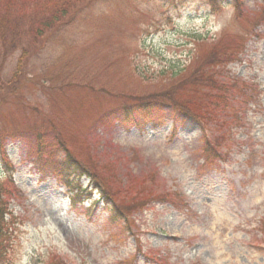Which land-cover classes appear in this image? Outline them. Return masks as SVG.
Wrapping results in <instances>:
<instances>
[{
    "label": "rangeland",
    "instance_id": "1",
    "mask_svg": "<svg viewBox=\"0 0 264 264\" xmlns=\"http://www.w3.org/2000/svg\"><path fill=\"white\" fill-rule=\"evenodd\" d=\"M16 1L0 29L12 38L0 44L10 264H264V0H238L240 14L235 0L212 13L200 0L176 12L168 0ZM55 5L63 19L35 39ZM169 97L189 114L167 104L140 129L99 122ZM61 143L97 178L91 203L70 205L40 172L35 152L52 146L56 163ZM102 196L125 216L111 224Z\"/></svg>",
    "mask_w": 264,
    "mask_h": 264
},
{
    "label": "trees",
    "instance_id": "2",
    "mask_svg": "<svg viewBox=\"0 0 264 264\" xmlns=\"http://www.w3.org/2000/svg\"><path fill=\"white\" fill-rule=\"evenodd\" d=\"M159 1V0H158ZM190 0H168L167 2L163 3L162 6L168 7L171 9V11L176 12L178 5H185L188 3ZM204 6L208 7L212 12H216L217 8V3L215 0H200ZM161 2V1H160ZM21 2H18L16 0H0V29L3 24L2 21H4V15L3 14H12L14 13L15 10L18 9ZM240 7L241 3L238 0H235V5H234V11L238 14H240ZM64 7L62 8L58 6H54V12L52 16L40 20H37L38 28H32L30 33L31 35L36 39L42 35L44 31H50L54 29L57 24L61 22L63 18H61V15L63 13ZM3 13V14H2ZM61 18V19H60ZM0 37L1 41L0 44L4 45L7 41H12V38L10 37L9 39L5 38L4 32L0 30ZM226 58L228 56L225 55ZM211 79L210 77H207V80ZM206 80V81H207ZM174 94H168V96H173ZM172 99L169 97V100L164 101H159V103H155L156 100H147L143 101L142 103L139 104H132V105H125L122 109L121 117L118 111H110L107 113H104L100 118L99 122L102 124H108L111 119H115L117 122L119 121L122 125L124 126H132L140 129L139 126L143 122H151L154 120H158L159 118L158 114H156L159 111V114H162L163 112V106L167 104H173L175 105V112L184 114L187 113L189 114L188 110L190 107L183 106L181 103H177L174 101L172 103ZM223 98L220 97L219 100H222ZM227 99V97H226ZM230 99V98H229ZM229 99H227L229 101ZM171 100V101H170ZM210 105V104H208ZM226 108V105H223L222 107L218 108L217 111H223V109ZM208 114H203V116H208ZM158 116V117H157ZM120 117V118H119ZM157 117V118H156ZM160 119V118H159ZM110 121V122H109ZM159 122V120H158ZM143 123V124H145ZM177 126H173V133L177 130ZM37 139L39 140L33 147H37L42 140H40V137L38 136ZM206 144L204 145L203 151L205 155L207 156V152L209 151L210 147V142L205 140ZM217 145V144H216ZM62 148V159L61 161H58L56 163H52V158L54 157V154L52 152V146H47L41 151L35 152V156L37 157V162L39 163V169L42 174H48V176L53 177L54 180L63 186L66 189V198L69 200V202L74 206L76 203H80L85 199L89 198L88 191H86L85 188H82L83 186L80 183V180L83 178H87L90 182L91 185L94 186L93 190L94 192L100 193L102 191V188L98 185L96 181V177L91 173L90 167H87L84 163L79 161L76 157H74L72 154H70L69 150L67 149V146H64L62 143L60 144ZM43 151H47L46 153H42ZM60 152V153H61ZM0 157L1 159L4 158V153L2 150V145L0 143ZM208 157V156H207ZM208 160V159H206ZM6 173L9 171L6 170ZM90 186V185H89ZM7 189H0V194L1 191L7 194L6 192ZM102 203L105 206V209L107 212H109L110 215V223L114 224L117 222L115 219H117L115 215L114 219V214L119 213L121 216H125L122 214V211L120 210V204L118 205L116 201L113 199L109 200L106 196H102ZM81 200V201H80ZM5 214H7L6 207L4 208L3 201L0 200V264H10L11 262V248L9 244L12 242V237L13 233L15 231L14 227V219L10 218L9 222L8 220L5 219ZM65 264L61 260H51L48 262V264Z\"/></svg>",
    "mask_w": 264,
    "mask_h": 264
}]
</instances>
